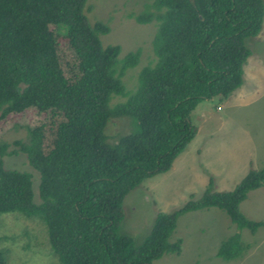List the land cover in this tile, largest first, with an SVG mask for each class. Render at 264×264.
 Wrapping results in <instances>:
<instances>
[{
    "label": "trees",
    "instance_id": "trees-1",
    "mask_svg": "<svg viewBox=\"0 0 264 264\" xmlns=\"http://www.w3.org/2000/svg\"><path fill=\"white\" fill-rule=\"evenodd\" d=\"M85 3L0 0V120L30 108L57 120L47 129L28 128L26 142H13L39 174V202L31 173L3 165L2 156L17 150L0 143V214L42 221L60 264H153L165 253L180 254L182 239L170 240L180 215L215 207L238 230L220 242L216 256L240 258L239 231L254 234L264 225L239 209L248 192L263 185L264 166L229 191L216 190L209 179L201 196L158 213L138 244L121 232L122 204L145 179L171 168L195 135L192 112L201 101L222 100L241 86L252 53L246 39L261 30L264 0L147 3L134 18L154 22L156 60L140 69L131 92L121 75L137 64L139 49L120 57L119 44L104 46L100 36L110 27L90 24ZM57 35L74 60L64 69ZM117 95L126 98L111 102ZM119 118L129 129L107 134L106 126ZM0 264H7L2 248Z\"/></svg>",
    "mask_w": 264,
    "mask_h": 264
},
{
    "label": "rangeland",
    "instance_id": "rangeland-1",
    "mask_svg": "<svg viewBox=\"0 0 264 264\" xmlns=\"http://www.w3.org/2000/svg\"><path fill=\"white\" fill-rule=\"evenodd\" d=\"M152 0H86L83 8L90 24L106 23L110 31L100 36L102 44H119L120 57L139 49L137 64L121 75L125 91H133L138 73L156 60L152 40L154 22L138 23L134 16ZM251 55L243 65V82L227 98L201 101L192 112L196 127L193 139L175 158L169 170L155 174L132 189L123 200L121 232L140 243L150 231L158 213H169L193 196L202 195L212 179L216 190H232L249 170L264 166V17L259 34L246 39ZM57 54L62 68L74 63L63 36L57 35ZM117 95L111 102L124 101ZM47 112L30 108L0 120V143H7L2 156L6 168L27 171L32 175L33 200L39 202V174L26 155L13 145L27 141L28 128L53 122ZM130 125L125 118L111 121L106 133L124 132ZM108 131V132H107ZM47 135V133H46ZM239 209L250 220L264 221V183L249 191ZM227 215L211 207L189 211L177 218L170 240L182 239L179 255L165 253L153 264H264V225L254 234L240 230L245 249L240 258L223 260L216 256L220 242L237 232ZM0 248L7 264H60L49 249L45 225L37 218L18 212L0 214Z\"/></svg>",
    "mask_w": 264,
    "mask_h": 264
}]
</instances>
